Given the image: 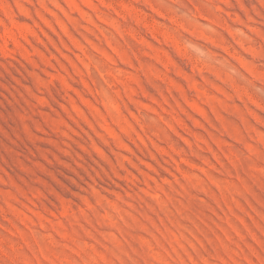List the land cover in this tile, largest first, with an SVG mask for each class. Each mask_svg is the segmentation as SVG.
I'll use <instances>...</instances> for the list:
<instances>
[{
    "label": "rangeland",
    "instance_id": "374dc122",
    "mask_svg": "<svg viewBox=\"0 0 264 264\" xmlns=\"http://www.w3.org/2000/svg\"><path fill=\"white\" fill-rule=\"evenodd\" d=\"M0 264H264V0H0Z\"/></svg>",
    "mask_w": 264,
    "mask_h": 264
}]
</instances>
